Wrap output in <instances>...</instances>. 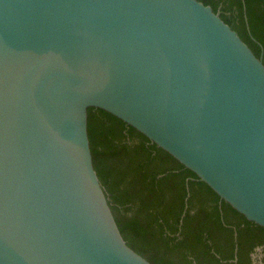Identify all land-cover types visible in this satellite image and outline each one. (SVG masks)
<instances>
[{
  "label": "water",
  "instance_id": "water-1",
  "mask_svg": "<svg viewBox=\"0 0 264 264\" xmlns=\"http://www.w3.org/2000/svg\"><path fill=\"white\" fill-rule=\"evenodd\" d=\"M264 227V62L200 0H0V264H153L123 237L88 109Z\"/></svg>",
  "mask_w": 264,
  "mask_h": 264
},
{
  "label": "trees",
  "instance_id": "trees-1",
  "mask_svg": "<svg viewBox=\"0 0 264 264\" xmlns=\"http://www.w3.org/2000/svg\"><path fill=\"white\" fill-rule=\"evenodd\" d=\"M264 62V0H200ZM94 167L127 243L153 264H250L264 227L121 119L88 109ZM264 260V259H263Z\"/></svg>",
  "mask_w": 264,
  "mask_h": 264
},
{
  "label": "flooded vegetation",
  "instance_id": "flooded-vegetation-1",
  "mask_svg": "<svg viewBox=\"0 0 264 264\" xmlns=\"http://www.w3.org/2000/svg\"><path fill=\"white\" fill-rule=\"evenodd\" d=\"M250 257V264H264V245L255 247L250 253Z\"/></svg>",
  "mask_w": 264,
  "mask_h": 264
}]
</instances>
